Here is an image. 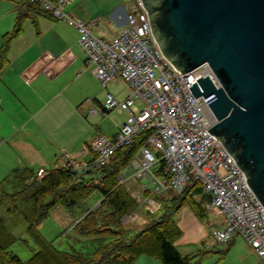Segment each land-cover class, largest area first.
I'll return each mask as SVG.
<instances>
[{
    "label": "built area",
    "instance_id": "obj_1",
    "mask_svg": "<svg viewBox=\"0 0 264 264\" xmlns=\"http://www.w3.org/2000/svg\"><path fill=\"white\" fill-rule=\"evenodd\" d=\"M29 1H39L45 10L78 29L86 62L103 87L120 81L128 88L124 97L107 91L102 107L91 109L126 112L115 136L101 135L90 142L92 161L80 162L64 152V165L78 170L100 169L119 146L148 129L145 143L132 160L133 170L122 173L119 181L128 186L133 177L146 178L153 184L152 193H160L169 188L180 192L188 182L197 180L209 196L206 207L225 216L221 226L211 228L214 241L226 242L240 235L264 264V206L223 142L206 130L215 122L208 104L213 95L195 97L189 88L207 74L219 85L210 64L205 62L181 73L161 51L141 0L126 13V24L110 39L94 33L96 19L84 20L63 10L70 0ZM159 163L162 175L155 172ZM43 173L39 168L38 174ZM131 194L147 209L156 210L160 205L144 190Z\"/></svg>",
    "mask_w": 264,
    "mask_h": 264
},
{
    "label": "crops",
    "instance_id": "obj_2",
    "mask_svg": "<svg viewBox=\"0 0 264 264\" xmlns=\"http://www.w3.org/2000/svg\"><path fill=\"white\" fill-rule=\"evenodd\" d=\"M22 2L0 0V44L3 33L12 29ZM132 8L128 6L127 10H118V15L112 13L102 22L100 19L103 17L96 19L93 26H97L101 33L97 35L117 34L126 24V13ZM66 12L77 16L72 10ZM49 14H32L27 19H31L35 27L24 25V29L11 41L9 60L0 73V179L21 165H38L39 168H48L46 166L50 163L62 165L64 162L59 159V154L63 150L70 151L76 160L83 158L77 160L80 162L88 161L90 155H94L90 145L89 149L83 145L85 135L79 133L69 120L75 118L79 123L89 124L87 110L83 111L82 103L85 107L87 104L88 109L102 107L105 97L101 96L103 88L93 67L86 62L78 29L68 21ZM104 88L110 91L108 86ZM113 111L115 113L116 110ZM106 113H91L93 116H103L100 124L106 132L114 130L112 120L118 127L126 118L123 111L122 119H114L112 111ZM117 127L111 138L117 133ZM130 163L133 170L134 161ZM129 164L123 173L132 171ZM146 180L131 178L128 183L131 193L149 188ZM211 210L217 214L215 222L210 218L203 220L205 216L199 217L188 205L177 211L176 220L182 234L175 244L181 252L188 253L197 244H207L210 229L224 223L225 216L216 209ZM139 216L144 218L141 213ZM122 221H125L124 218ZM236 236L226 241L227 246L221 250V257L228 256ZM208 250L199 249L198 257ZM246 254L259 258L250 244L246 245ZM201 259L196 258L194 264ZM133 264L164 263L159 258L144 254Z\"/></svg>",
    "mask_w": 264,
    "mask_h": 264
},
{
    "label": "trees",
    "instance_id": "obj_3",
    "mask_svg": "<svg viewBox=\"0 0 264 264\" xmlns=\"http://www.w3.org/2000/svg\"><path fill=\"white\" fill-rule=\"evenodd\" d=\"M40 13L49 16L51 12L45 10L39 1L23 0L12 29L2 35L0 73L9 60L11 41L24 29L32 14ZM148 133L149 130L144 129L130 143L119 146L100 169L78 170L62 164L43 168L44 173L39 175V168L21 165L1 178L0 208L6 205L8 213L23 214L27 221V236L36 248L27 259L10 251L8 246L12 242L26 239L13 234L0 214V264H133L144 254L159 258L164 264H194L200 253H183L175 244L182 229L174 214L185 205L201 218L207 214L205 203L209 196L201 184L193 179L180 192L169 188L152 193L146 188L145 195L154 196L160 202L155 211H150L132 196L125 183L119 181V176L145 143ZM160 166L161 163L155 167L156 173H161ZM96 190L103 197L95 208H90L85 201ZM23 198L26 202L20 207L18 202ZM58 205L69 210L75 206L80 208L74 225L80 234H109L112 238L99 243L92 254L58 248L39 229V224ZM139 207H143L141 214L147 219L132 234L122 219L135 215Z\"/></svg>",
    "mask_w": 264,
    "mask_h": 264
},
{
    "label": "water",
    "instance_id": "obj_4",
    "mask_svg": "<svg viewBox=\"0 0 264 264\" xmlns=\"http://www.w3.org/2000/svg\"><path fill=\"white\" fill-rule=\"evenodd\" d=\"M163 54L180 70L205 62L189 86L208 102L219 138L264 206V0H141Z\"/></svg>",
    "mask_w": 264,
    "mask_h": 264
},
{
    "label": "rangeland",
    "instance_id": "obj_5",
    "mask_svg": "<svg viewBox=\"0 0 264 264\" xmlns=\"http://www.w3.org/2000/svg\"><path fill=\"white\" fill-rule=\"evenodd\" d=\"M137 2V0H71V2L64 6L65 11H74L77 16L81 17L84 20H90L92 19H99L102 22V20L106 19V16L111 15L114 13L115 15H118V10H127V7H133V5ZM88 16V17H87ZM26 26L35 27L34 23L31 19L27 20L25 22ZM94 33L101 34L97 26L92 27ZM104 38L109 39L112 37L109 34L102 35ZM101 84V83H100ZM102 86V85H101ZM103 91L101 96H106L107 89H105L103 86ZM108 89L114 93L115 95L119 94V97H124L127 93L128 88L126 85H124L122 82H115L112 81L108 85ZM105 99V97H103ZM103 99V100H104ZM82 103L83 111H86V117L89 119L90 123L82 122L79 123L75 118H71L69 120V123L74 125L76 130L79 133H82L85 135L84 138V147L85 149H89L90 142L101 135H108L109 137H112L113 131L117 127L116 123L112 120L114 125V130H110L106 132L105 128L100 124V121L103 119V116L100 114L97 116H93L91 113V108H87V104ZM113 118L114 119H122L123 114L116 110L115 113L112 110ZM125 113V112H124ZM108 114V113H106ZM126 115H124V118ZM124 121V120H123ZM122 121V122H123ZM121 122V123H122ZM120 123V124H121ZM119 124V125H120ZM118 128V127H117ZM118 131V130H117ZM107 136V137H108ZM64 152H67L68 154L72 155L70 151H61L59 154V159L63 161L62 154ZM91 154V153H90ZM89 154V155H90ZM88 155V156H89ZM93 155L91 154L89 158H91ZM83 158L78 157L77 160H82ZM56 163H50L46 167H52ZM34 166V165H33ZM35 168H39L38 165L34 166ZM129 169L132 170L131 163L129 164ZM159 174V173H158ZM159 175H162L161 173ZM146 183L148 184L151 191L153 190V184L151 181L146 180ZM101 193L96 190L94 191L85 201L86 205L90 208H95L100 200L102 199ZM25 199L23 198L20 202H18V205L20 207H23L25 203ZM144 208V204L142 205ZM189 206V205H188ZM143 207H139L135 210V215H127L124 217V222L127 227H130V233H134L138 228L142 225L143 221L147 219V217L141 218L139 216V213L143 211ZM79 207L75 206L71 210L64 206H56L51 214L46 217L40 224L39 229L41 232L49 239L53 240L54 244L60 248V249H66V250H79L85 254H92L95 250V247L101 243L106 242L112 238L109 234H92V235H83L77 232V230L74 228V224L76 221V216L79 214ZM155 211V210H150ZM177 213V212H176ZM174 214L175 219H177L178 214ZM0 214L4 217V223L6 227L16 236H21L26 239V241L22 239H17L16 241L12 242L8 249L16 254H18L22 259H27L31 256L33 250L36 248V245L34 242L28 238L26 233V227H27V221L22 213H14L10 214L8 213L6 209V205L1 206L0 208ZM210 218V220H214L217 218V214L215 211L209 209L207 211V214L203 218V220ZM217 227V226H215ZM240 241H243L244 243H241ZM246 245L249 246L248 242L242 237V236H236L235 242L232 245V249L229 251V254L227 257H221V250L225 249L227 246L226 242H215L211 235V229H210V237L207 240V244H197L194 246L193 251H188L190 254L198 253L199 249L206 251L202 256V259L196 263V264H263V261L261 260L260 256L257 258L254 254H246ZM255 251V250H254ZM255 253H257L255 251ZM258 254V253H257ZM198 255H196V258H200Z\"/></svg>",
    "mask_w": 264,
    "mask_h": 264
},
{
    "label": "clouds",
    "instance_id": "obj_6",
    "mask_svg": "<svg viewBox=\"0 0 264 264\" xmlns=\"http://www.w3.org/2000/svg\"><path fill=\"white\" fill-rule=\"evenodd\" d=\"M128 187V186H127ZM130 189V188H129ZM78 221V219H76ZM75 225V224H74Z\"/></svg>",
    "mask_w": 264,
    "mask_h": 264
}]
</instances>
